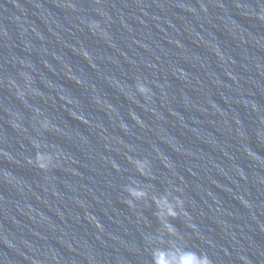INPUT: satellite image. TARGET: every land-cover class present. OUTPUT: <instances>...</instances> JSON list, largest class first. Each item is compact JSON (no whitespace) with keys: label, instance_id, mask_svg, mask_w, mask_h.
Returning a JSON list of instances; mask_svg holds the SVG:
<instances>
[{"label":"water","instance_id":"95a60500","mask_svg":"<svg viewBox=\"0 0 264 264\" xmlns=\"http://www.w3.org/2000/svg\"><path fill=\"white\" fill-rule=\"evenodd\" d=\"M262 15L264 0H0V264H153L173 245L264 264ZM132 187L147 197L128 207ZM164 197L183 201L174 237Z\"/></svg>","mask_w":264,"mask_h":264},{"label":"clouds","instance_id":"9594fccd","mask_svg":"<svg viewBox=\"0 0 264 264\" xmlns=\"http://www.w3.org/2000/svg\"><path fill=\"white\" fill-rule=\"evenodd\" d=\"M260 19L264 20V15H262ZM90 27L98 28L99 25L93 24L90 25ZM83 55L85 59L88 58L86 52L83 53ZM24 79L26 84H28L27 76H24ZM76 83H79V81H76ZM136 90L142 97L149 98L151 96L150 89L143 83L137 82ZM18 97L23 100L24 92L18 90ZM132 119L139 123V120L135 115L132 116ZM42 127L47 130L48 123L46 121L43 122ZM33 148L36 149L35 159L29 160V163L34 164L40 170H47L53 163V157L49 154L39 151L41 145L38 142L33 143ZM253 159H255V157H253ZM129 163L134 164L137 172L142 176H147L150 172L149 162L147 160H129ZM126 190L131 197V199L127 202L128 207L133 206L132 201L142 200L147 197V193L139 188L132 187ZM153 202L156 204L159 210L157 219L162 221L163 227L166 230L168 236H176V230L174 226L168 222V220L169 218L172 220L179 218L180 213L183 211V201L179 198H175V203L173 204L169 202L167 197H164L159 200H154ZM177 209H179V211H177ZM97 227H99V225H97ZM152 261L153 264H211L206 254L193 252L176 245H173L171 248L167 249L156 248L152 253Z\"/></svg>","mask_w":264,"mask_h":264}]
</instances>
